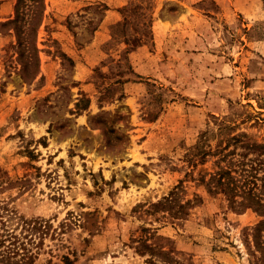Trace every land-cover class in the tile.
Returning <instances> with one entry per match:
<instances>
[{
  "label": "rangeland",
  "instance_id": "374dc122",
  "mask_svg": "<svg viewBox=\"0 0 264 264\" xmlns=\"http://www.w3.org/2000/svg\"><path fill=\"white\" fill-rule=\"evenodd\" d=\"M17 1L0 0V206L50 226L35 264H146L143 243L260 264L258 215L196 179L228 138L264 143V0H21V46Z\"/></svg>",
  "mask_w": 264,
  "mask_h": 264
},
{
  "label": "trees",
  "instance_id": "16d2710c",
  "mask_svg": "<svg viewBox=\"0 0 264 264\" xmlns=\"http://www.w3.org/2000/svg\"><path fill=\"white\" fill-rule=\"evenodd\" d=\"M38 2L39 6L43 4V0ZM21 4V0H18L14 18L6 23L12 26L18 46L27 43L28 31L24 26L28 27L32 20L27 13L19 10ZM36 23L38 26L39 21ZM20 57H23V51ZM24 61L22 71L25 77L33 76L34 73L28 71L27 56ZM210 155L214 158L211 168H201L196 181L210 196L224 198L229 209L237 213L249 209L258 215L259 221L254 227L246 229L244 234L247 240L249 237L252 239L254 249L251 254L255 256L258 253L260 264H264V143L257 142L247 134H238L228 138L223 148ZM174 196L172 190L158 205L171 208ZM188 206V201L179 204V213L176 215L187 214ZM49 227L46 221L28 219L7 205L0 206V264H35ZM140 251L139 254L145 251L149 254L146 264H158L155 258L161 259L163 264L174 261L172 252L163 251L151 244L143 243ZM175 261L174 264H177ZM62 262L73 264L74 260L63 255Z\"/></svg>",
  "mask_w": 264,
  "mask_h": 264
}]
</instances>
